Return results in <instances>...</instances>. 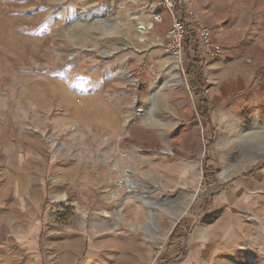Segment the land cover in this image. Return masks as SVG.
Listing matches in <instances>:
<instances>
[{"label": "rangeland", "instance_id": "obj_1", "mask_svg": "<svg viewBox=\"0 0 264 264\" xmlns=\"http://www.w3.org/2000/svg\"><path fill=\"white\" fill-rule=\"evenodd\" d=\"M145 4L0 0V264H122L121 251L100 245L124 232L98 229L105 217L154 247L151 264H164L161 230L193 218L178 260L221 182L222 222L236 229L227 264H264L262 7L233 23V48L209 56L197 27L212 29L198 13L180 55L165 49L163 9L141 42ZM194 64L205 84L249 79L222 82L210 121L191 89Z\"/></svg>", "mask_w": 264, "mask_h": 264}, {"label": "crops", "instance_id": "obj_2", "mask_svg": "<svg viewBox=\"0 0 264 264\" xmlns=\"http://www.w3.org/2000/svg\"><path fill=\"white\" fill-rule=\"evenodd\" d=\"M254 5L262 7L260 13H264V0H193L194 11L199 14L201 20L211 27L215 42L221 47L223 46L224 49L233 48L236 45V33L234 32L241 31L233 23L243 19V16H246V19L249 20L252 14L251 7ZM213 64L214 68H220L222 70V51L217 55ZM223 79L221 73L220 76L215 77L210 83L205 84L207 90L209 91L210 89L211 92L209 93L210 99L207 100L208 109L209 106L210 109L214 106L217 110L222 109V82L224 86L234 87L238 83L247 84L249 81V79L243 76ZM199 108L201 112V104H199ZM219 186L218 192L215 195L217 197L212 201L209 214L205 216L206 213H203L200 220L197 223H193L190 230L191 233L189 232L191 236H189L188 240V248L190 245L191 247L190 251L188 249L186 257L184 258V264H222V262L227 264L231 262L226 256L230 253L234 254L235 251L233 250L234 248L228 251L227 247H229L228 245L231 243L236 229L232 224L222 222V210L228 198L226 196L222 197V182ZM228 191L227 188L224 193ZM192 219H186V222H188L187 225L183 224L178 226L175 224L165 232L161 230L162 237L165 234V237L169 240L167 251L164 254L160 253L161 255L163 254L160 257L162 258V263H178L179 259L173 260L172 256L180 250L184 235H187L185 229L190 225ZM101 222L102 225L98 224V229L110 228L122 229L124 231L123 233H117L118 235H112L100 243L102 248L111 249L114 247V249L121 251L123 254L122 264H151L152 254H149L148 250L151 248L154 249V247L142 243L138 235L128 233L127 229L129 228H127L125 220L114 221L111 217H105ZM135 247H138L139 251L143 253L138 254L139 252L134 250Z\"/></svg>", "mask_w": 264, "mask_h": 264}, {"label": "built area", "instance_id": "obj_3", "mask_svg": "<svg viewBox=\"0 0 264 264\" xmlns=\"http://www.w3.org/2000/svg\"><path fill=\"white\" fill-rule=\"evenodd\" d=\"M145 4V10L150 12L151 21L146 24L147 33L153 30L156 24L162 22V16L159 13L160 9L165 10L172 17V22L165 35V49L174 54L180 55L183 45L187 40L188 26L191 24L198 25L199 20L196 12L193 9V0H142ZM191 25V26H192ZM203 49L209 56L216 55L221 47L212 38L211 31L208 27L199 25L197 27ZM192 34L190 33V36ZM207 92L205 91V94ZM190 236V233L188 234ZM186 238L185 248H182L178 259H184L188 251V240Z\"/></svg>", "mask_w": 264, "mask_h": 264}, {"label": "trees", "instance_id": "obj_4", "mask_svg": "<svg viewBox=\"0 0 264 264\" xmlns=\"http://www.w3.org/2000/svg\"><path fill=\"white\" fill-rule=\"evenodd\" d=\"M188 75L193 80L191 89L195 90L196 97L200 98L201 118L206 121H209L208 101L205 99L206 86L204 83L202 71L197 64H194L192 67H190Z\"/></svg>", "mask_w": 264, "mask_h": 264}, {"label": "bare ground", "instance_id": "obj_5", "mask_svg": "<svg viewBox=\"0 0 264 264\" xmlns=\"http://www.w3.org/2000/svg\"><path fill=\"white\" fill-rule=\"evenodd\" d=\"M84 15L85 14L82 13L81 14V17H85ZM146 28H147L146 24H143V23L138 24V30L141 33V35L143 36L140 39L141 42H144L145 41L144 36L147 34ZM135 112H136V114H139V115L142 113L141 110H137ZM126 186L131 190L132 186L129 183H127Z\"/></svg>", "mask_w": 264, "mask_h": 264}]
</instances>
